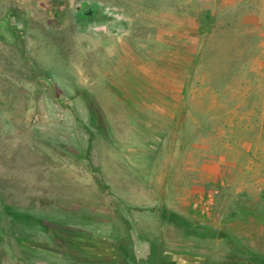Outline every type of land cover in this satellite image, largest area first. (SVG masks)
<instances>
[{"label":"rangeland","instance_id":"1","mask_svg":"<svg viewBox=\"0 0 264 264\" xmlns=\"http://www.w3.org/2000/svg\"><path fill=\"white\" fill-rule=\"evenodd\" d=\"M242 215L264 228V0H0V264H129L137 234L260 263Z\"/></svg>","mask_w":264,"mask_h":264},{"label":"crops","instance_id":"2","mask_svg":"<svg viewBox=\"0 0 264 264\" xmlns=\"http://www.w3.org/2000/svg\"><path fill=\"white\" fill-rule=\"evenodd\" d=\"M150 207H155V206H150ZM248 215H242L239 218H227L226 222L228 223V229H229V233L230 235H232V237L236 240H245L246 238H250L251 241H253L255 235H259V234H264V228H260L261 224L256 223V221H253L251 219V216ZM255 218V217H254ZM251 219V220H250ZM256 220H258V217L255 218ZM258 222V221H257ZM179 227H182V222H180L179 224H177ZM217 226V225H216ZM85 233L84 231L81 230H77L76 233ZM254 235V236H253ZM132 239L134 240V247H133V254H132V258L130 257L128 259V263L129 264H154L153 260H152V246L153 244L155 245H159L160 249H161V253L163 255H172V256H177L184 261H190L188 263H184V264H203L204 259L201 257H198L196 254L193 253H187L184 252L182 253L181 251H171V249H167L166 247H161L163 244H161V240L163 241L162 237L159 238H153L151 237H143V236H139L138 234L135 236L133 235ZM159 239V240H156ZM253 246L255 247V245L253 244ZM261 256V255H260ZM263 256V255H262ZM264 257V256H263ZM262 257V258H263ZM261 259V261L259 260L260 263H254V264H264V259ZM254 258L250 257L248 260L251 262L257 261V260H253ZM199 261V262H198ZM77 264H86L83 261H77ZM182 264V263H180Z\"/></svg>","mask_w":264,"mask_h":264},{"label":"trees","instance_id":"3","mask_svg":"<svg viewBox=\"0 0 264 264\" xmlns=\"http://www.w3.org/2000/svg\"><path fill=\"white\" fill-rule=\"evenodd\" d=\"M92 8V7H91ZM91 11H93L92 14H83L85 16H93L95 14V11L93 9H91ZM214 23H215V17L213 12L210 9H206L205 11L202 12L201 18H200V26H199V30L201 33H205V34H209L213 31V27H214ZM88 133H89V142H88V146H87V150H86V154L85 157L90 165V168L93 172H96L99 176L100 182H101V186L103 189L108 190L110 188L109 184L107 183L103 172L101 171V169L98 166H95L92 161H91V153H92V148H93V140H94V133L92 132L91 129H88ZM109 193L111 195H113L112 191H109ZM130 208H134L136 210L139 211H151V212H156V207H143V206H134V207H130ZM118 250H123L121 251V255L123 256V258L125 259H129L130 255L127 254L125 249V245L122 243L119 245V247L117 248ZM123 252V253H122ZM161 249L159 247V245H153L152 246V260L153 263L156 264L155 262H157L158 264H184V263H188L190 261H184L179 258V257H175L172 255H163L161 253ZM264 259V258H262ZM80 261V260H78Z\"/></svg>","mask_w":264,"mask_h":264},{"label":"flooded vegetation","instance_id":"4","mask_svg":"<svg viewBox=\"0 0 264 264\" xmlns=\"http://www.w3.org/2000/svg\"><path fill=\"white\" fill-rule=\"evenodd\" d=\"M71 241H66L65 245L72 247L80 252H85L91 255H98L104 257H114L115 251H110L109 248H114V244L103 242L98 237L90 233H75ZM107 246V247H106Z\"/></svg>","mask_w":264,"mask_h":264},{"label":"water","instance_id":"5","mask_svg":"<svg viewBox=\"0 0 264 264\" xmlns=\"http://www.w3.org/2000/svg\"><path fill=\"white\" fill-rule=\"evenodd\" d=\"M77 9L80 10L81 13L83 14H92L93 11H91V6L89 4H84L83 9L80 6H77Z\"/></svg>","mask_w":264,"mask_h":264}]
</instances>
